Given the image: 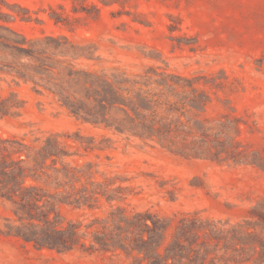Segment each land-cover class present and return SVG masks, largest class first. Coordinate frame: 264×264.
Returning <instances> with one entry per match:
<instances>
[{"label":"rangeland","instance_id":"rangeland-1","mask_svg":"<svg viewBox=\"0 0 264 264\" xmlns=\"http://www.w3.org/2000/svg\"><path fill=\"white\" fill-rule=\"evenodd\" d=\"M0 36L33 51L0 43V264H159L183 226L166 264H256L210 228L259 230L264 0H0ZM102 79L158 99L169 139L100 108ZM70 228V248L43 233Z\"/></svg>","mask_w":264,"mask_h":264},{"label":"trees","instance_id":"trees-1","mask_svg":"<svg viewBox=\"0 0 264 264\" xmlns=\"http://www.w3.org/2000/svg\"><path fill=\"white\" fill-rule=\"evenodd\" d=\"M2 37V36H0ZM25 38H23L21 41L15 40L12 38H8L3 36V39L0 41L1 45L7 49H10L12 51H15V53L21 54L22 52H26L27 55L33 56V51L30 48L23 47L22 44L25 42ZM103 82L108 85L111 88V91L114 96L112 98H108V91L104 88H102L101 91L98 90L99 97L96 98L97 104L100 106V108H105V102L110 104L111 106H117L118 109H120L125 114V120L127 123H129V128L134 131L135 134L143 137L153 138L154 136L157 137L159 142L164 144V141L169 139V135L172 131V128L170 126V123L164 120V117L160 116L158 119H156V111L154 109V106H157L160 104L159 100L156 98L149 97L148 94L145 92L136 91L135 93L128 95V96H122L120 95L113 87V84L109 82L106 79H102ZM129 93V90H127ZM119 104H123L128 106L134 113V115H131L130 112L124 107L120 106ZM147 111V113H146ZM1 141V139H0ZM218 152H216L217 154ZM21 161V159L19 160ZM14 162H18L13 160L12 158L10 161H7L6 159L2 158L0 160L1 167V173L4 175L12 174L13 177L16 176L15 171L12 170L13 166L12 164ZM7 169H11L9 172ZM261 206H263L261 204ZM252 216H256L255 225L258 227V231H247L244 234H241V229L239 227L233 226L229 229H214L215 226L210 228V233H224L222 238L226 242H232L236 243V240H238L240 243L243 244H249L250 249L254 253H258V257L255 259L256 264H263L264 263V206L263 208L260 207H253L249 210ZM140 215V214H138ZM145 226H149L146 222H143ZM152 229L155 231L158 228L156 226V223L153 222ZM193 229V226H183L179 228L178 235L172 245L169 244L165 247V254L160 257V254L157 252L158 256V262L161 264V261L166 264V261L168 258H177V253L175 252V248L177 249H191V243L190 240H188L186 235L191 233ZM53 232V233H49ZM43 233L49 235V245H52V247H60L63 248H70L72 247L70 242L75 238V230L74 229H64V230H45ZM58 234L57 238H54L55 235ZM240 236H237L239 235ZM25 239L27 240H35L37 242H40L42 237L39 236L38 232H32V234H29L28 232H23L22 234ZM192 235H196L195 232L192 233ZM180 237H185L188 241V244H181L180 243ZM215 239H220L219 236L213 235ZM140 241L142 243V246H138V251H144L145 255H148L150 248L149 244H151V241L144 240L142 237L140 238ZM42 242V241H41ZM44 243V242H43ZM256 244L259 245V248L257 249ZM182 257V255L180 256ZM180 260V258H179ZM154 264V262H153ZM212 264H215L214 261H212Z\"/></svg>","mask_w":264,"mask_h":264}]
</instances>
